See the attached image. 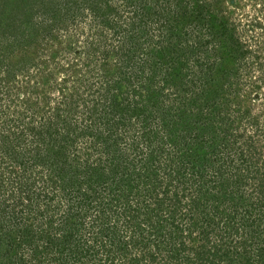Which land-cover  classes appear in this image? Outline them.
Returning <instances> with one entry per match:
<instances>
[{
    "label": "rangeland",
    "instance_id": "1",
    "mask_svg": "<svg viewBox=\"0 0 264 264\" xmlns=\"http://www.w3.org/2000/svg\"><path fill=\"white\" fill-rule=\"evenodd\" d=\"M196 1L201 6L209 4L210 11L215 14L226 13L227 17L224 15L218 21L227 26L228 36L232 34L241 46L245 45L251 51L252 60L239 68L246 76L230 81L229 69L242 58L238 53L240 45L236 48L230 43V49L219 55L216 49H221L219 40L211 33L207 34L205 24L210 23L204 19L203 12L195 23L181 26L180 35L185 41L179 44V59L174 64L168 65L167 60L157 55L162 45L158 41L160 30L153 19L167 15L170 3L182 7L176 12L183 13L184 10L186 16H192L195 9L187 13L185 8L189 9ZM102 3L107 9L104 17L110 15L122 27H116L113 22L115 29L112 30L87 7L71 10L74 15L69 19L65 14H58L56 18L59 23L53 34L59 40L44 38L43 28H39L30 32L38 42L25 52L17 44L24 39L19 28L24 26V16L17 14L14 26L0 23V31L13 33L1 41V45L2 42L11 44L7 50L0 49V61L11 67L15 62L20 63L12 72H7L5 65L0 66V146L17 130L24 134H29L30 128L35 134L40 128L44 130L40 125L44 119L51 120L65 135L54 113L63 111V102L67 104L72 100L78 111L73 119L82 126L80 129L88 128L72 143L66 139L69 137H62L71 143L68 147L74 156L85 159L87 166L105 165V148L107 150L110 145L112 149V143L115 144V160L124 179L118 198L130 204L126 214L151 211V222L149 225L141 222L144 241L135 243L132 240L135 236H129L132 233L128 230L133 228V225L128 226L131 217L118 215L122 213L121 209L117 212L110 209L107 220L110 218L108 223L114 226L109 235L115 237L110 244V259H104L102 252L107 248L105 231L100 229L99 223H94L87 227L86 234L81 236L78 231L75 238L85 239L83 236H86L91 242L94 237L91 229H100L98 253L93 261L82 255L79 264H151L149 261H153L143 255L146 250L156 255L154 264H239L232 259L235 255L239 257L235 249L246 251L242 252V264H262L264 222L255 233H263V239L259 242L257 238L256 243L250 226L242 225L241 221L224 220L223 216L230 211L225 193L234 189L249 193L252 187L264 185V88L254 90L251 86L252 81L257 82L261 70L264 79L261 68L264 66V0H103ZM146 26L148 28L141 30ZM125 30L128 35L123 38ZM142 31L143 35H140ZM124 39L127 42H123ZM129 39L136 46L128 51ZM123 53L127 54V63L131 57L132 60L129 66L123 65L125 73L120 74L114 63L118 60L122 64L119 55L123 56ZM254 53L259 54V58H254ZM196 57L200 62H194ZM178 61L188 66L183 65V69L175 74L173 70ZM224 61L230 63L229 67ZM135 62L143 65L140 71L138 65L131 67ZM232 72L237 73L236 70ZM152 77L154 81H151ZM110 84L117 88L112 90L117 99L101 96L103 86L111 89ZM113 100L127 112L132 101L140 107L133 120L127 121V127L121 124L118 114L113 117L103 106ZM86 106L92 110L90 114ZM217 109L218 115L214 112ZM105 119L112 124V133L102 127ZM169 121L174 123L171 127L174 135L164 131L163 124ZM177 123H180V129ZM145 132L148 139L143 136ZM152 139H155V145L151 143ZM96 140L99 141L98 148L93 144ZM36 168L39 167L36 165ZM34 172L38 174L35 175L37 185L32 187L40 191L50 174L47 169L44 172L34 169ZM25 173L18 166L7 164L0 156V176L3 181L12 183L11 190L30 178L29 173ZM238 176L246 178L240 182ZM105 193L103 187L94 192L98 200L112 199L105 197ZM5 197L11 212L0 215V249L7 250L0 254V264H9L7 254L12 256L10 264H58L49 242L59 244L58 236L66 234L65 229L54 228L62 225L59 205L66 203L68 198L61 201L57 192L56 198L50 196L51 199L42 203L37 197L32 198L33 204L23 197L22 204L18 205ZM37 203L41 204L40 210H36ZM47 205L50 209L43 213L41 206ZM97 210V205L94 211L91 208L89 218L96 215ZM121 234L131 240L130 253L119 244L117 235ZM221 237H226L223 245L228 257L218 262V257L212 253L213 245L219 246ZM81 239L78 243L84 246ZM64 246H68L67 242ZM174 247L178 255H173L171 248Z\"/></svg>",
    "mask_w": 264,
    "mask_h": 264
},
{
    "label": "trees",
    "instance_id": "2",
    "mask_svg": "<svg viewBox=\"0 0 264 264\" xmlns=\"http://www.w3.org/2000/svg\"><path fill=\"white\" fill-rule=\"evenodd\" d=\"M103 0H0V23H3L4 26L9 25V26H14L15 20L17 19V14L24 16V26L22 28L19 26L21 30V34L24 39L22 41L17 42L19 46H21V49L26 51V48L30 46H34L38 42V38H33L30 35L31 31L37 30L39 28H43L42 35L45 38L46 36L49 39H58L57 36H54L53 32L56 30V27L58 26L57 23L59 21L56 19L58 18V14L62 15L65 14L67 15L66 19H69L71 16H73L74 11L72 12L71 10H80L84 8H88L92 14L97 19H101L104 23L108 24V26L114 30V24L113 22H116V27H122L121 25H118L117 19L114 20V18H110V15H107L104 17L105 12H107L106 7L103 6L102 3ZM180 1V0H178ZM175 5V8L174 6ZM36 6V7H35ZM32 7H35L33 9ZM177 7V8H176ZM168 13L167 15H164V17L160 18L161 15L157 16L155 19H153L154 22L156 23L157 29H159V39L161 43V48H159V52L157 55H160L162 58L168 61V65H171L172 63L176 62L179 58V54L177 55V49L179 47V44L182 43V40L185 41V38L182 37L180 34L181 32V26L185 27L186 25H189L190 23H195L198 21L197 19L199 18V15L203 12L204 13V19L207 20L209 25L205 24L207 34L211 33L213 38H218L219 40V47L216 48L220 53L224 52L226 49H230V43L236 48L240 45L237 39L230 34L228 36L227 33V26L225 24H222V22L218 21L219 18L224 17L226 13L222 15L220 14H215L213 11L211 12L210 10L211 7L209 4H206L205 6H201L198 4L196 1L194 4H191V7L189 9L185 8L186 12L188 10H193L196 11V13L192 14V16H186V13L183 10V13L181 12H176L175 10L182 9V7H178L176 4L170 3L167 6ZM204 9V11H203ZM62 10V11H61ZM69 11V12H68ZM157 12V9L155 10ZM181 13V14H179ZM188 13V12H187ZM213 13V14H212ZM262 13V12H260ZM188 15V14H187ZM207 17L205 18V16ZM167 16V17H166ZM109 17V18H108ZM227 17V15H226ZM10 21L8 24H6ZM21 20V19H20ZM23 20V19H22ZM152 21V22H153ZM189 21V22H188ZM189 23V24H188ZM257 25V23H256ZM148 28L143 27L141 30ZM202 28V27H201ZM6 33V34H5ZM144 31L140 33V35H143ZM188 33V32H187ZM13 33L7 32V31H0V49L7 50L8 47H10L11 42L6 45L3 44L1 45V41L3 38H7L8 36H12ZM26 34L27 36H25ZM186 34V32H185ZM189 34V33H188ZM123 38H125V35H128L127 30L125 32H122ZM53 36V37H52ZM141 37H139L140 39ZM128 39V38H127ZM127 39H124L123 42H127ZM14 41L13 39H11ZM157 43V42H156ZM241 43V42H240ZM136 44L133 41H130L129 39V44H128V51L131 48H134ZM245 45H240L238 53L240 54L241 61H237L234 66H232L229 69V72L231 73L230 75V81L233 80V78H242L243 76H246L244 72L241 70L239 71V68L241 66H245V63L247 60H252L251 58V51H249ZM139 48V46L137 47ZM118 51V50H117ZM120 51V49H119ZM189 51V50H188ZM216 51V50H215ZM121 54L119 55L122 57V64L117 60L114 64L116 66L118 73H125L124 69L130 65V62L132 60V57L129 59V62L127 63L128 57L127 54ZM259 54L254 53V58H259ZM8 59V55H6ZM119 57V58H120ZM126 57V58H125ZM199 58V57H198ZM197 57L194 58V62H200V59ZM224 60V59H223ZM234 61V60H232ZM15 62V61H14ZM119 62V64H118ZM231 62V61H230ZM23 63V62H22ZM227 67H229L230 63H227L224 61ZM20 64L18 62H15V65L11 67L10 65L6 66L3 64L2 61H0V66H4L7 69V72H12L15 69V66ZM25 64V63H24ZM24 64H22V68L24 67ZM38 65V64H37ZM126 66L123 70L122 67ZM132 68L134 66L136 67L138 65V70L143 67V65L138 64L137 62L131 64ZM166 65V64H165ZM184 67H187L188 65L186 63L183 64ZM183 65L181 62H177L176 66H174L173 72L175 71V74H178L182 69ZM10 67V68H9ZM208 68L209 65L207 66ZM224 67V66H223ZM11 70H9V69ZM21 68V69H22ZM225 68V67H224ZM247 68V67H246ZM262 69H264V66H261ZM236 70V74H234L232 71ZM241 75V77H239ZM247 78V77H246ZM249 78V77H248ZM228 79V78H227ZM257 82H253L252 87L255 88H264V79H263V72L262 70L257 76ZM151 81H154L153 77ZM231 85V84H230ZM111 89L108 87L103 86L104 92L101 95L102 97H107L108 99H117L115 97V93L112 92V90L117 89L116 87L113 86V84H110ZM110 90V92H109ZM187 90V89H186ZM215 90V89H214ZM109 92V93H108ZM110 100V99H109ZM121 102V101H120ZM66 103L63 102L64 105V110L63 111H58L54 113L55 117L58 118V123L62 127V130H64L63 135L56 127L53 126V122L50 120V122L46 121V119L42 120L40 122V125L44 127V130L40 128V132L35 134V131L33 128H30V133L29 134H24L23 131H15L12 132L11 138L6 141H2L1 146H0V156L4 157L6 159V163H10V165L13 167L18 166L21 169V172L26 174L25 172L29 173L30 178L27 179V181L20 183L18 188H14L11 190L10 182L7 180L6 182L3 181V178L0 176V215H6L11 212L10 209H8V199H6L5 196H8L11 198L12 202L17 203L18 205L22 204V198L25 197L30 203L33 204V197L38 198L39 203H42L45 199H51V198H56L57 197V192L60 193V198L61 201L63 198H68L66 203H62L59 205V207L62 209L61 215V223L62 225H59L58 228H54V230H64L65 235L58 236V242L53 243L52 240L49 242V245L52 246L51 248L53 249L52 252L56 254V259L58 261V264H79V260L83 256H88V259L90 261H93L94 258L96 257L98 253V232L100 229L105 231V237L104 242L107 245L106 250H102L104 254V259H110V255L112 254L110 250V244H113L114 238L115 237H110L109 234L111 233L112 223L109 224V219L107 220V214L110 213V209H114L119 211L121 209L122 213L118 214L121 216H126L129 219L130 222H128V226L130 224L133 225L132 227H129V234L132 236H135L132 238V240L137 243V240L141 244L144 241V235L143 232L141 231L143 229V224L141 222H144L149 225L151 222V211H145L144 214H133L132 212L130 214H126L125 211L129 209L130 204H128L124 199L121 197L118 198V196L122 193V187H123V175L120 170V166L118 165L117 161V155L115 154V148L114 143H112V149L110 145L108 146L107 150L105 148V165L109 167V170H107V167L104 164L100 165H95V166H87V162L85 159L81 160L78 157H75L71 149L68 147L71 145L73 140L77 139L80 134H83L85 130H88L86 128L85 130L80 129L82 126L77 123L75 119H73V116L77 114L76 110V104L75 101L72 100ZM109 105V107H108ZM103 106L107 107L109 112L113 115L118 114L121 118V124L124 125V127H127L130 122V120H133V115L137 114L136 112L140 109L138 105H136L133 101L130 104V108L128 112L123 109V107H119L120 103L117 102V100H113L111 103H103ZM88 108V106H86ZM218 110V109H217ZM87 112L90 114L92 112L91 109L88 108ZM218 115V111H214ZM211 114V113H210ZM59 116H63L62 119L59 118ZM70 117V118H69ZM155 117V116H153ZM105 122V123H104ZM104 122H102V127L108 129L110 133L113 131L111 130L112 124H109L108 119H105ZM174 123L171 121L165 122L163 124L164 131L167 132V135H174V130L171 128L173 127ZM176 125V123H175ZM180 123H177L178 129H180ZM57 126V125H55ZM54 127V128H52ZM175 127V126H174ZM80 129V130H78ZM172 129V130H171ZM61 130V131H62ZM70 133V135H69ZM144 137L148 139L149 135L147 132L143 133ZM26 135L29 136L28 139H25L24 136ZM71 135H74V137H71ZM60 136V140H59ZM69 137L66 138L69 140H62V137ZM234 139L231 141L233 144ZM155 139L151 140V143L155 145ZM95 147L98 148L99 141L96 140L94 142ZM114 149V150H113ZM153 153V152H152ZM116 163H114V162ZM37 167L39 168H36ZM7 168V167H6ZM47 169V172L49 175L48 181L44 182L46 183L45 185L41 186V190L39 191L38 189H33V185L35 184V181L37 177L35 175H38L39 172L36 171L38 174L34 172V169H40L41 172H44L45 169ZM5 171V170H4ZM239 171V170H238ZM12 172V170H11ZM35 173V174H34ZM144 173V172H143ZM151 171L148 172L150 174ZM138 175V174H137ZM145 175V174H144ZM239 179L238 181L245 180L244 177L238 176ZM244 182V181H243ZM84 183V185H83ZM37 184H35L36 186ZM49 187V188H48ZM98 187H103L106 191L104 194L105 197H112V199H97L95 197L94 192ZM55 188L57 191L55 192ZM15 190V191H14ZM44 190V192L42 191ZM108 191V192H107ZM232 193V196L229 195ZM56 195V196H55ZM51 196V198H49ZM116 197V198H115ZM225 200L228 201L229 204V212L228 214L224 213L223 219L225 220L226 218L229 220H234L236 221H241L242 225L250 226L251 233L253 237L256 239L257 238L260 242V239H263V233L256 235L258 229L257 227H261V222H264V185L263 183H260L259 186L257 187H252L251 192L246 193L242 190H230L229 192L225 193ZM105 201V203H104ZM37 203V209H39V206L41 204ZM98 207L96 215H93L91 218H89V211L91 208ZM48 209L50 207L47 205L45 207L41 206V210L43 213L48 212ZM40 210V209H39ZM223 210V209H221ZM223 212H225L223 210ZM41 213V214H43ZM142 213V212H141ZM42 216V215H41ZM120 216V217H121ZM137 219V222L135 220ZM88 219V220H85ZM2 222V220H0ZM42 221V217H41ZM223 221V220H222ZM0 222V223H1ZM84 222V224H83ZM226 222V221H224ZM94 223H99L98 225L101 226L100 229H91L92 230V236L94 233V237L92 238V241L89 242L90 240L86 237L85 239H81L82 235L86 234V229L87 227L92 226ZM215 223V222H214ZM216 225L218 223H215ZM116 226V224H115ZM215 225L213 224L212 227ZM96 228V226H95ZM53 230V231H54ZM237 230V227L236 229ZM80 231L78 239H81L83 241L84 246H80L78 243V239L75 238V235L77 232ZM137 235H134V234ZM209 235V232H207ZM128 236V237H129ZM128 237H124L123 234L117 235V239L119 241V244H122L123 248L125 251L130 253V249L133 247H130V242L131 240L128 239ZM127 238V239H126ZM57 239V238H56ZM206 240H208L206 238ZM102 241V240H101ZM142 241V242H141ZM263 241L261 243L263 244ZM67 242L68 246H64V244ZM252 242V240H251ZM220 245L218 244L213 245L214 250L213 253L215 257H218V262L221 261L223 257H228V251L225 250V245L226 243V237H221L218 241ZM253 243V242H252ZM258 243V241L256 242ZM182 242H179V245H181ZM139 245V244H138ZM252 245V244H251ZM205 248L207 246H204ZM202 247V249H204ZM212 247V246H210ZM209 247V248H210ZM264 247V246H263ZM127 248V249H126ZM222 248L224 252L222 251ZM175 247L171 251H173V255H178V253L175 251ZM132 250V249H131ZM261 250H264V248H261ZM6 248L0 249V254H5L6 253ZM123 251V252H125ZM221 251V252H220ZM216 252H219L220 254H216ZM242 252H246L245 250L238 251L235 249V254H238V256H234L232 259L236 263L242 264L240 260H242ZM8 253V252H7ZM88 254V255H87ZM264 254V251H263ZM145 257L150 258L153 262L149 261L151 264L156 263V255L154 252H151L149 250H146V252L143 254ZM170 257V254L168 255ZM248 256L246 255V259ZM12 258L10 254H7V263H11L9 261ZM188 257H186L187 259ZM244 261V259L242 260ZM56 263V262H55ZM131 263V262H129ZM57 264V263H56ZM85 264V263H83ZM132 264H137V262H134ZM264 264V260L263 263Z\"/></svg>",
    "mask_w": 264,
    "mask_h": 264
}]
</instances>
